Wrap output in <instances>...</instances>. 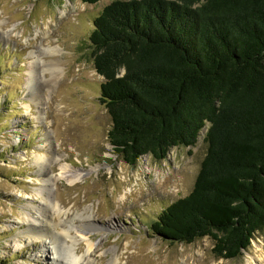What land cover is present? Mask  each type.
Segmentation results:
<instances>
[{"label":"rangeland","instance_id":"rangeland-1","mask_svg":"<svg viewBox=\"0 0 264 264\" xmlns=\"http://www.w3.org/2000/svg\"><path fill=\"white\" fill-rule=\"evenodd\" d=\"M110 1L0 0V264L52 263L42 241L23 231L38 230L34 207L53 206L60 219L50 215L49 229L58 238L56 224L90 216L86 231L96 248L87 252L79 242L81 264H264V228L233 259L215 256L209 236L182 243L149 229L162 209L191 191L206 127L194 146L173 147L163 160L143 155L129 165L114 151L89 40L94 18ZM31 59L33 88L25 86ZM36 157L52 171L41 195L45 176ZM63 165L82 177L73 183L59 177Z\"/></svg>","mask_w":264,"mask_h":264},{"label":"trees","instance_id":"trees-1","mask_svg":"<svg viewBox=\"0 0 264 264\" xmlns=\"http://www.w3.org/2000/svg\"><path fill=\"white\" fill-rule=\"evenodd\" d=\"M89 40L125 163L163 160L206 127L191 191L149 229L182 243L209 236L215 256L238 257L264 228V0H111Z\"/></svg>","mask_w":264,"mask_h":264},{"label":"bare ground","instance_id":"bare-ground-1","mask_svg":"<svg viewBox=\"0 0 264 264\" xmlns=\"http://www.w3.org/2000/svg\"><path fill=\"white\" fill-rule=\"evenodd\" d=\"M64 13L65 12H63L62 14H64ZM57 47L56 48L47 47V50L50 54L54 53V52L57 53V51H58ZM35 52L36 51H33V50L30 51V55L33 58L36 57ZM33 61L31 59L30 66H29L30 68L26 74L27 77H26L25 86H27L29 88L35 87V84H36L35 74H34L35 70L33 67L34 62ZM57 69H58V67L55 66V70H57ZM50 72L52 74V73H54V70L52 69V70H50ZM36 103H39V102H36ZM42 139L45 140L42 145L48 146L50 144L49 141H47L45 136L42 137ZM34 161H35V164L37 166L39 165L38 168L40 171L39 170L38 171L43 172L44 176H45V178L43 179L42 186L39 187V191H36L37 194L41 195L42 191L47 189V182L46 181H48V179H51V177H52L51 172L52 171L51 170L45 171L44 166L46 167V164H45L44 159L42 157L41 158L36 157V159ZM60 169H61V171L59 172V177H63L64 179L68 180L70 183H73L74 181H77L79 178L82 177V173L78 172L76 170H72V168H70V165H66V166L63 165L62 167H60ZM33 209L37 212L38 216H37V218L32 219L31 221H32L33 225L38 227V230H36L33 233V235L29 230L23 231V233H26L29 236H32L33 239H35V240L38 239V240L42 241L41 246L46 247V249H47L46 251L49 253V256H50V258H48V259H50L52 262L51 264H81L82 262L80 263V261L82 260V256L77 255V245L79 244L80 241H84V243H86L87 252H92L96 248L94 246V243L90 240V238L88 236L91 231L90 230L86 231L87 225L89 223H91L90 219H89L90 216L87 215L86 216L87 220L84 218V219H82V221L79 224H76V222L74 220H72L71 224L68 226L61 225V223L56 224L61 228L60 233L58 232L60 234L59 236H61V237L58 238L51 232V229H49V226H51V223H52V225L55 226L54 221L50 222L52 220V219H50V218H52L50 215L54 216L57 214L58 219H60V213L61 212L59 211V209L54 208V206L51 207L50 210H47L48 212L37 209L36 207H34ZM79 217L82 218V216H79ZM62 221L63 220H61L60 222H62ZM42 226L44 228H42ZM72 231H74L76 234L72 235L71 234ZM54 232H56V231H54ZM42 250H45V249H42ZM46 259L47 258L45 257V261H46ZM88 264H91V263H88Z\"/></svg>","mask_w":264,"mask_h":264}]
</instances>
